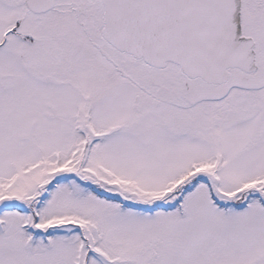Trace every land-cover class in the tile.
I'll list each match as a JSON object with an SVG mask.
<instances>
[{"label": "snow or ice", "instance_id": "snow-or-ice-1", "mask_svg": "<svg viewBox=\"0 0 264 264\" xmlns=\"http://www.w3.org/2000/svg\"><path fill=\"white\" fill-rule=\"evenodd\" d=\"M0 264H264V0H0Z\"/></svg>", "mask_w": 264, "mask_h": 264}]
</instances>
